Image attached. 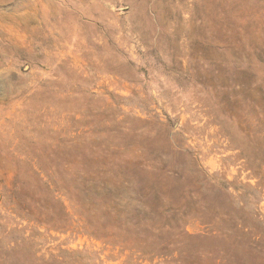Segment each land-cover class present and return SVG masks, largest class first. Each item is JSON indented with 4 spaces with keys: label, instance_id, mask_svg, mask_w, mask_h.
<instances>
[{
    "label": "rangeland",
    "instance_id": "obj_1",
    "mask_svg": "<svg viewBox=\"0 0 264 264\" xmlns=\"http://www.w3.org/2000/svg\"><path fill=\"white\" fill-rule=\"evenodd\" d=\"M0 264H264V0H0Z\"/></svg>",
    "mask_w": 264,
    "mask_h": 264
}]
</instances>
